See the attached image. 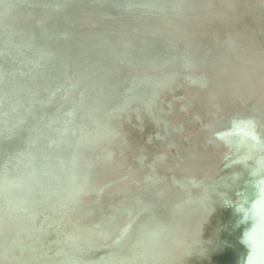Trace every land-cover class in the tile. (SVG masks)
Instances as JSON below:
<instances>
[{
  "label": "bare ground",
  "instance_id": "6f19581e",
  "mask_svg": "<svg viewBox=\"0 0 264 264\" xmlns=\"http://www.w3.org/2000/svg\"><path fill=\"white\" fill-rule=\"evenodd\" d=\"M118 1L122 8L104 5L98 0H62L53 4L55 11L44 19H39L38 11H16L21 21L16 18L15 23H1V37L13 43L0 49L3 51L1 69L9 73L19 53L23 60L19 63L20 69L32 64L31 67L36 71L34 74L30 70V82L35 83L31 86L27 101L29 97L31 101L40 99L42 88L36 83L45 88L63 82L70 84L62 62H56L53 57L48 61L45 56L39 58L35 55L33 36L38 31L35 25L37 21L47 22L50 27L49 20H55L53 25L61 26L60 35L68 38L71 47H83L82 55L75 64L81 65L80 70L85 78L82 84L88 86L86 91L91 90L93 94L99 91L95 95L100 99L101 106L112 98H107L103 90L107 79L115 72L117 76H122L127 69L137 64L150 76L170 75L169 81H160L154 87L155 90L157 88V93L153 95L155 98L151 96L148 100H137L139 109L120 113L122 101L117 100L114 111L112 102L104 122L98 127L106 125L107 131L103 130L100 137L84 135L86 138L76 144V157L60 173L64 179L68 173L71 174L79 191L70 188L68 201L66 199L54 210L42 212L37 217L38 224L43 226L42 230L39 233L28 232L13 242L4 258L13 264H189L191 260L199 258L210 259L211 264H240L242 257L249 253L245 243L247 232L241 223L242 214L235 207H228L214 220L221 202H210L209 189L217 186L212 181L221 166L223 154V167L232 169L234 181L229 191L230 199H223V194H220V198L223 203L231 200L242 209H251L250 177L236 168L241 164L245 168L249 165L247 158L242 159L233 150L212 145L211 128L219 117L228 121L244 117L254 113L258 104H264V75L254 72L248 74V71L264 69V0H231L235 5V10L231 11L225 10L226 5L216 4L223 13L221 16L232 18L228 23H212L214 18L205 17L204 8H190V17L186 20L181 5L167 11L169 16L177 18L179 25L185 22L184 38L185 35L195 38L209 49H214L217 56L225 55L221 45L228 37L250 47L247 58L240 60L247 63L245 67L218 66L216 71H212L219 73L225 80L232 95H219L215 88H204L198 82L184 81L183 77L175 76L172 71L177 66L166 67L165 72L160 74V68L151 64L158 58L154 51H149L143 59V53L149 45L143 46L141 55L130 54L125 62L121 61L119 54L130 35L127 25L120 26L118 20L120 15L124 21L127 20L125 8L129 7L124 0ZM170 1L174 6L173 0ZM203 1L208 6L211 0ZM144 3L145 0H138L137 7H147ZM130 5L136 3L131 2ZM254 5L262 7L260 13L254 9ZM156 6L159 10L164 9V6ZM115 12L119 14L112 19ZM156 21L148 24L154 25ZM82 25L84 28H81ZM108 26L116 27L112 29V34L106 32ZM153 29L154 39L166 44V34L176 37L177 30H180L176 24H171L166 30L161 25ZM138 32L141 37H148L141 27ZM46 42L58 49L60 58L70 57L63 45L52 43L50 37ZM84 51L89 56H85ZM48 63L54 68L50 73H45L41 67L44 68ZM196 68L193 66L191 71L196 73L201 69L198 65ZM17 73L26 77L27 69L18 70ZM227 73L234 75L229 76ZM214 82V86L220 87L219 80L215 79ZM23 83L16 76L12 83L6 78L0 84V98L4 97L5 107L8 101L3 94L12 96L10 105L18 106L16 109L20 114L24 112L26 118L17 124H26L25 127L30 130L43 125L40 124L43 115L32 120L33 114L26 109L27 101L22 104V91L13 88ZM82 84L79 86L85 88ZM116 84V81L111 84L113 91ZM42 94L44 96V92ZM243 94L245 106L234 98V95ZM153 101L157 118L148 106ZM65 107L63 103L61 108ZM15 118L8 113L4 121L6 128H12L14 133L17 129ZM165 131L169 135L164 140L157 138L158 135H164ZM255 144L260 145L261 142L257 140ZM18 150L24 153L22 148ZM84 151H87L86 155ZM164 154L167 159L162 162L160 157ZM178 155L184 159L183 162L178 159ZM8 166L5 163V168ZM3 170L4 165L0 166V173ZM23 178L25 182L28 181L27 177ZM165 178H168L166 183ZM109 183L112 185L106 187ZM133 183H139V186ZM9 189L8 181L0 178V198L5 200L7 196L13 195ZM197 209H203L206 215L198 219L195 215ZM125 230V235L119 238ZM83 243L91 245L92 249H83Z\"/></svg>",
  "mask_w": 264,
  "mask_h": 264
},
{
  "label": "water",
  "instance_id": "95a60500",
  "mask_svg": "<svg viewBox=\"0 0 264 264\" xmlns=\"http://www.w3.org/2000/svg\"><path fill=\"white\" fill-rule=\"evenodd\" d=\"M57 1L62 0H2L0 2V28L3 23L9 21L15 23V19L18 18L16 16V11L20 13L23 11L27 13L38 11L37 13L40 15L39 19H44V17L49 16L51 12L55 11L53 4L57 3ZM124 1L129 7L125 8L127 20L124 21L120 15V20H118V22H120V26L127 25L126 28L130 36L125 42L126 45L123 44L124 47L119 54V59L121 61L125 62V59L128 58L130 54L133 56L141 55L144 52L143 46L145 45V47H148L147 45H149V48L143 53V59L149 51H154L158 55V58L152 61L151 64L160 68V74L165 72L164 70L166 67L177 66L178 68L176 67V69L172 71H174L175 76L183 77L184 81L191 83L198 82L204 88H215L219 95H232L228 88L229 86H226L225 80L219 76V73L215 74L212 73V71H216L218 66L245 67L247 63L240 62V60L242 58H247L248 49H250V47L241 45L237 43L238 41L236 42L228 37L223 45H221L224 47L225 55L217 56L216 53H214V49H209L205 44L198 42L195 38L189 35H185L184 38L183 25H185V22H180L179 25L177 18L169 16L167 11L173 10L176 5H181L182 15L184 16V20H186L190 17V13L188 12L190 8H196L198 10L204 8L203 13L206 14L205 17L214 18L211 20L212 23H228L232 21V18L221 16L223 13L218 10V5L216 4L226 5L227 9L222 5L219 7L224 8L226 11H231L235 10L233 1L211 0L209 5L206 6L203 0H173L175 3L173 6L170 0H145L148 6L144 8L137 7L139 5L137 4L138 0ZM98 2L105 3L104 5H114L116 8L121 7L118 0H98ZM131 2L136 3V5H130ZM156 5L164 6V9L159 10ZM254 9L260 13L262 7L260 5H254ZM118 14L119 13L115 12L111 18L113 19ZM205 17H202L203 21H206ZM18 19L21 21L20 18ZM153 20H157L154 25L148 24ZM54 21L55 20H49V23H51L50 27L46 24L47 22L38 23L37 21V23H35L38 31L37 33L34 32L33 37L35 43L33 51L37 52L35 55L39 58L45 56L49 61V59L53 57L56 62H62L65 76L70 81V84L63 82L60 83V85H51L49 88H45L36 83V85L42 88V90L40 89V99L31 101L29 97L27 101L31 86L35 83L34 81L30 82L32 77L30 70H33L34 74L36 71L31 67L32 64H30V66L26 65V68L20 69L19 63L23 60L18 53L16 62H13L10 66V72H4L1 69L3 51L0 50V84L4 82L6 78L10 83L13 82L14 76L20 78L24 82L23 85L13 89H20L22 91V104L27 101L28 106L26 109L30 110L29 113L31 115L33 114L32 120L43 115V118L40 120V124L43 125L40 127H32V129L28 130V127H25L26 124H17L19 121L21 123L24 122L26 118L24 112L20 114L16 109L18 106L10 105L13 101L12 96L8 93L3 94L8 101L5 107H3L5 105L4 97L1 96L0 98V133H2L0 134V166L4 165V170L0 173V178L5 182L8 181L10 185L9 191L10 193L13 192V195L7 196L5 200L0 198V212L2 215L0 218V224H2L0 227V263L2 264H13L10 260L4 258V254L9 251L13 242L21 239L28 232L33 231L39 233L42 230L43 226L37 222V217L42 212L54 210L57 205L63 204L66 199L68 201L70 199V197L68 198V190L70 188L74 187L75 192L79 191L74 185V179L71 174L69 175L68 173L67 177L64 179L60 173H63L68 162H71V160H74L76 157L75 151L78 149L76 144H80V142L86 138L84 135L90 137L98 135L100 137L103 134V130L105 132L107 131L106 125L104 126L106 130L104 127H98L100 123L102 124L104 122L103 119L107 116L112 107V102L114 111V104L118 101H122L123 108L120 113L125 114L133 109H139L138 99L144 98L148 100L151 96L155 98L153 95L157 93V88L155 90L154 87H156L157 83L170 80V75H166V73L158 75L157 77L153 75L150 76L135 64L134 67L127 69L124 75L117 76L115 72L107 79L103 92L106 94L107 98H112H109L110 102L106 100L101 106L100 99L95 95L97 93L99 94V91L94 92V94L90 93L91 90L90 92L86 91L88 86L82 84L85 78L80 70L81 65L75 64L82 55L81 49L83 47L78 46L80 49H76L77 46L71 47L68 38L60 35L61 26L59 24L53 25ZM171 24H176L180 28V30L176 29V37L166 34L167 44L158 39H154L152 30H154L153 28H155L156 25H161L166 30L168 27L170 28ZM139 27H141V31L145 32V35L148 37L143 38L139 35ZM81 28H84V26L82 25ZM115 28L108 26L105 30L107 33L112 34V29ZM1 33L0 30V49L4 46H12L13 43L8 41L7 38L1 37ZM49 37L52 43L66 47L67 55L70 57L67 59L65 57L60 58L58 49L54 47V45L49 46L46 42L49 41ZM84 53L85 56H89L86 51H84ZM161 57L164 58L160 61ZM62 59H64V61H62ZM85 59H87V57ZM124 64L126 65V63ZM70 65H73V69L70 68ZM197 65L200 66L201 69L194 73V71L191 70L193 66H195L196 70ZM53 68L54 66L48 63L44 65V68L41 67V70L45 71V73H50ZM26 69V77L17 73L18 70ZM209 72L212 75H210ZM252 72L264 75V69L248 71V74H252ZM227 74L229 76L234 75L230 73ZM215 79L220 81V87L214 86ZM114 81H116L117 84L113 91L111 84ZM79 84H82L85 88H81ZM37 91H39V89H37ZM43 92L44 96L42 94ZM244 94L234 95V98L243 106L246 105ZM60 101L62 102L60 103ZM63 103L66 105L65 108H61ZM99 106H101L100 111L98 109ZM148 106L154 117L157 118L155 102L148 103ZM8 113L16 116L14 119V124L17 128L15 133L12 132V128H6L4 121L7 119ZM243 118L250 119L264 127V104H258L254 113L244 116ZM228 124V120L224 118L221 119V117L217 118V121L211 128L212 134L210 143L212 145L224 147V144L216 138L215 133L222 131L223 127H227ZM24 132L25 134L23 135ZM168 135L169 132L165 131L164 135H158L157 138L164 140ZM83 143L86 144L85 142ZM19 148H22L24 153L20 152L18 150ZM172 148L175 147L172 146ZM261 151H264L263 147ZM86 152L87 151H84L83 154L86 155ZM166 159V154L160 157L162 162H165ZM178 159L182 162L184 161L179 155ZM5 163L9 165L7 168H5ZM27 167H29V169ZM79 167L81 168V166ZM23 177H27L28 181L25 182V178ZM167 179L168 178H165V183L168 181ZM30 184H32L31 187ZM133 184L136 187L139 186V183ZM111 185L112 184L109 183L106 187H110ZM228 207H235L241 214H244L245 220L248 219V213L251 209H242L236 206L231 200H228L220 204L219 212L214 220L218 219ZM126 231L127 230L121 233L119 238L124 236ZM82 248L90 250L92 246L83 243ZM248 254L249 253L242 257L240 264H247ZM200 263L211 264L210 259L201 258L193 259L189 262V264Z\"/></svg>",
  "mask_w": 264,
  "mask_h": 264
},
{
  "label": "clouds",
  "instance_id": "9594fccd",
  "mask_svg": "<svg viewBox=\"0 0 264 264\" xmlns=\"http://www.w3.org/2000/svg\"><path fill=\"white\" fill-rule=\"evenodd\" d=\"M215 136L226 148L233 150L242 159L247 158L248 168L242 164L236 166L250 177L249 188L252 195L248 219L244 220L242 213L241 223L246 226V232L254 233L257 240L254 264H264V244H261L264 240V151H261V145H264V127L250 119L236 117L230 120L222 131L215 133ZM257 140L261 142L260 145L255 144ZM221 161L216 178L212 181V184L217 186L209 189L211 203H223L220 194H223V199H230L233 173L232 169L223 167V154ZM195 215L199 219L206 214L203 209H197Z\"/></svg>",
  "mask_w": 264,
  "mask_h": 264
},
{
  "label": "snow or ice",
  "instance_id": "6c2138e0",
  "mask_svg": "<svg viewBox=\"0 0 264 264\" xmlns=\"http://www.w3.org/2000/svg\"><path fill=\"white\" fill-rule=\"evenodd\" d=\"M245 243L249 248L247 264H254V258L257 252V240L253 232H247L245 234ZM264 244V240L261 241Z\"/></svg>",
  "mask_w": 264,
  "mask_h": 264
},
{
  "label": "rangeland",
  "instance_id": "374dc122",
  "mask_svg": "<svg viewBox=\"0 0 264 264\" xmlns=\"http://www.w3.org/2000/svg\"><path fill=\"white\" fill-rule=\"evenodd\" d=\"M200 264H204V263H200Z\"/></svg>",
  "mask_w": 264,
  "mask_h": 264
}]
</instances>
